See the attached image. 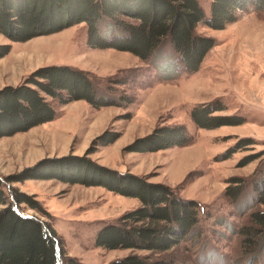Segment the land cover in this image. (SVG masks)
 <instances>
[{
  "label": "rangeland",
  "instance_id": "obj_1",
  "mask_svg": "<svg viewBox=\"0 0 264 264\" xmlns=\"http://www.w3.org/2000/svg\"><path fill=\"white\" fill-rule=\"evenodd\" d=\"M199 2L209 16L211 0ZM197 31L214 37L217 43L195 73L179 68L178 55L170 45L161 48L154 63L143 61L128 51L90 48L85 23L27 42L13 43L0 34V43L12 44L11 52L0 59V88L17 85L40 66L68 64L91 72L98 88L109 90L110 96H131L134 103L127 107L115 106L118 112L97 133L113 126L122 136L117 142L98 147L97 152L89 155L91 159L112 169L146 176L152 182H164L184 198L198 201L201 209L198 228L191 238L170 253L178 262L264 264V240L262 245L255 246L245 239L264 228L252 215L264 212V204L254 201L252 192L264 157L261 155L264 151V14L252 7L240 13L239 19L225 29L213 30L202 23ZM107 62L113 63L112 67L105 66ZM113 67L118 68L113 71ZM116 78L127 82L116 84ZM220 100L225 109L214 115H240L246 122L237 126L199 128L191 116L193 107ZM79 106L78 110L66 112L80 116L72 133L63 127L65 109L58 107V118L49 123L0 138V176L18 173L44 158L85 154L94 138L87 146L84 144L107 114L98 111V123L90 125L91 111L96 113L98 108L86 101ZM159 124L185 125L192 142L159 152H123L122 148L128 143L148 134ZM249 142L252 144H246ZM239 183L242 188L238 198L226 193L229 186ZM12 184L42 202L53 215L52 224L64 239L68 256L82 264H110L132 253L147 255L148 251L111 250L95 244L100 227L138 207L139 199L113 193L102 186L55 179ZM22 210L50 221L26 204L22 205ZM257 234L255 238L263 237V233Z\"/></svg>",
  "mask_w": 264,
  "mask_h": 264
},
{
  "label": "trees",
  "instance_id": "obj_2",
  "mask_svg": "<svg viewBox=\"0 0 264 264\" xmlns=\"http://www.w3.org/2000/svg\"><path fill=\"white\" fill-rule=\"evenodd\" d=\"M210 6L208 16L199 0H0V34L13 43L27 42L85 23L90 48L128 51L143 61L154 63L161 48L170 45L178 55L179 68L195 73L217 43L214 37L199 34V25L203 23L213 30L225 29L239 19L240 13L252 7L264 14V0H211ZM11 50L12 44L0 43V59ZM114 82L125 84L127 81L116 78ZM109 93V90H100L92 73L84 69L68 64L40 66L17 85L0 88V138L49 123L59 116L58 107L70 102L84 100L95 109L127 107L134 103L129 95L112 97ZM223 109L225 105L221 100L209 102L193 107L191 116L203 129L246 122L240 115H214ZM121 136L119 130L110 126L91 141L82 156L71 153L44 158L18 173L0 176V264H82L68 256L64 239L52 224L53 215L42 202L12 184L36 179L102 186L140 200L138 207L115 222L103 224L95 244L111 250L137 249L148 253H132L110 264H182L170 253L191 238L198 228L199 203L184 198L164 182H152L146 176L112 169L91 159L89 155L97 152L98 147L110 145ZM192 139L185 125L159 124L122 149L125 153L159 152L190 145ZM261 155L264 156V151ZM262 160L252 192L253 200L264 204V157ZM241 188V183L229 186L226 193L238 198ZM23 204L50 221L24 213ZM252 215L256 223L264 224V212ZM260 233L263 237L255 238ZM245 239L255 246L262 245L264 228Z\"/></svg>",
  "mask_w": 264,
  "mask_h": 264
},
{
  "label": "crops",
  "instance_id": "obj_3",
  "mask_svg": "<svg viewBox=\"0 0 264 264\" xmlns=\"http://www.w3.org/2000/svg\"><path fill=\"white\" fill-rule=\"evenodd\" d=\"M109 51V49H107ZM109 52H112V51H109ZM108 52V53H109ZM122 52V51H121ZM120 53V52H119ZM121 54H124V53H121ZM125 56V54H124ZM110 65V64H113V63H109L107 62L105 64V66L107 65ZM112 67V65H110ZM118 67H113V71H115ZM84 100H80V101H74V102H70L68 103L67 105H64L62 108L65 109V114L64 116L62 117V122H63V127L65 128H69V131H71V133L73 132V130L76 129L77 125L79 124V119H80V116L79 115H74L73 112H71L70 114H67L66 112L70 109H77V105L78 107H80V102H83ZM61 108V109H62ZM78 110V109H77ZM71 111V110H70ZM98 111H102L103 113H106L107 116L103 118L102 121V125L96 130L95 133L91 134L92 136L90 137V139L84 144V146H87L90 141L95 138L97 136V133H99L100 130H103L107 125H108V122H109V119L116 115V113L118 112V109L115 108V106H111V107H103L101 110H97L96 113L94 112V110L91 111V115H90V125H96L98 122H96V118L98 117L99 113ZM71 117L74 119H71ZM58 118V117H57ZM82 122V121H81ZM80 122V123H81ZM75 127V128H74ZM117 142V141H116Z\"/></svg>",
  "mask_w": 264,
  "mask_h": 264
},
{
  "label": "bare ground",
  "instance_id": "obj_4",
  "mask_svg": "<svg viewBox=\"0 0 264 264\" xmlns=\"http://www.w3.org/2000/svg\"><path fill=\"white\" fill-rule=\"evenodd\" d=\"M35 56V55H34Z\"/></svg>",
  "mask_w": 264,
  "mask_h": 264
}]
</instances>
